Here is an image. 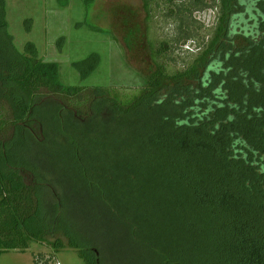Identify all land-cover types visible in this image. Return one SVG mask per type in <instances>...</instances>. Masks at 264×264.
<instances>
[{"label": "trees", "instance_id": "16d2710c", "mask_svg": "<svg viewBox=\"0 0 264 264\" xmlns=\"http://www.w3.org/2000/svg\"><path fill=\"white\" fill-rule=\"evenodd\" d=\"M178 1L143 0L142 22L113 9L147 66L128 92L66 85L35 45L20 52L0 0L1 124L13 131L0 139V258L54 240L85 264L115 252L132 264H264V0ZM163 5L177 9L178 35L155 40ZM208 9L211 36L177 68L175 49L198 38L184 15ZM100 64L93 53L73 66L83 82Z\"/></svg>", "mask_w": 264, "mask_h": 264}, {"label": "rangeland", "instance_id": "374dc122", "mask_svg": "<svg viewBox=\"0 0 264 264\" xmlns=\"http://www.w3.org/2000/svg\"><path fill=\"white\" fill-rule=\"evenodd\" d=\"M183 1L188 0H179L178 4ZM115 7L132 9L139 15V22L147 17L143 0H95L90 10L80 0H72L65 8L57 0H6V19L16 48L24 52L28 44L35 45L44 62L60 66V74L66 85L115 87L130 92L143 85L142 72H146L147 66L141 58L134 59L126 49L123 35L115 27ZM171 10L174 14L168 17ZM152 16V36L155 40H170L178 35L177 9L163 5ZM184 16L197 29L198 38L188 42L187 46V43H181V47L175 49L177 68L183 67L192 56L198 54L203 42L211 36L219 13L216 9H208L195 12L192 19L189 13ZM98 29L111 31L115 40L111 34ZM93 53L100 55V67L94 75L81 82L73 64L82 62ZM2 116L9 124L7 121L11 115L6 105L0 107V139L7 140L13 131L8 124H1ZM39 153V150H33L32 156ZM26 154L29 156V153ZM53 242L33 243L25 253H5L0 258V264H37L38 258L42 259L40 264L47 260L50 262L46 264H85L75 250L65 248L61 253H55L51 246ZM122 254L124 252H115L108 263L132 264L125 261Z\"/></svg>", "mask_w": 264, "mask_h": 264}]
</instances>
